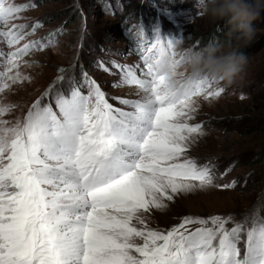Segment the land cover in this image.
Returning <instances> with one entry per match:
<instances>
[{
    "label": "snow or ice",
    "instance_id": "obj_1",
    "mask_svg": "<svg viewBox=\"0 0 264 264\" xmlns=\"http://www.w3.org/2000/svg\"><path fill=\"white\" fill-rule=\"evenodd\" d=\"M36 7L0 0V94L30 82L22 68L62 33L37 37L41 21L23 15ZM132 35L142 65L112 62L119 83L139 90L136 99L112 97L124 107L82 66L77 76L82 44L22 116L3 119L19 106L0 102V264H264V194L239 218L185 215L166 229L151 226L153 210L176 197L237 181L215 185L216 164L188 155L205 134L191 122L199 99L223 88L167 86L150 63L177 39L156 28L149 37L139 24Z\"/></svg>",
    "mask_w": 264,
    "mask_h": 264
},
{
    "label": "rangeland",
    "instance_id": "obj_2",
    "mask_svg": "<svg viewBox=\"0 0 264 264\" xmlns=\"http://www.w3.org/2000/svg\"><path fill=\"white\" fill-rule=\"evenodd\" d=\"M16 2L26 3L27 0ZM32 2L37 7L25 11L23 15L29 18V22L41 21L43 26L37 30V37L60 27L63 30L57 35L54 46L32 54L30 59L36 61L34 65L22 68L32 80L0 94V102L19 106L3 119L12 120L26 112L55 78L56 69L70 67L77 44H82L77 76L82 66L83 71L108 95L114 107H124L112 97L136 99L139 90L135 86L119 83L120 73L112 68V62L133 67L142 65L132 35L136 25H142L149 37L152 36V29L156 28L162 37L179 39L185 46L196 48L222 44L228 38L229 26L202 14L195 6V0ZM253 29V39L243 49L248 57L243 86L231 92L223 91L209 101L199 99L198 112L191 121L202 123L205 134L191 146L188 155L200 163L212 160L216 164L215 185L235 179V187L209 186L182 194L168 202V207L161 214L153 210L151 226L166 229L185 215L207 217L232 214L239 218L252 209L258 197L264 194V15L253 22ZM3 47L6 50V46ZM99 62H103L110 71L100 68ZM225 169L229 170L225 172ZM260 214L264 215V208L260 209Z\"/></svg>",
    "mask_w": 264,
    "mask_h": 264
},
{
    "label": "clouds",
    "instance_id": "obj_3",
    "mask_svg": "<svg viewBox=\"0 0 264 264\" xmlns=\"http://www.w3.org/2000/svg\"><path fill=\"white\" fill-rule=\"evenodd\" d=\"M200 12L229 26L222 44L199 48L179 39L166 52H159L150 70L169 87L181 82L208 81L231 92L243 86L248 57L243 50L253 39V22L264 15V0H195Z\"/></svg>",
    "mask_w": 264,
    "mask_h": 264
},
{
    "label": "bare ground",
    "instance_id": "obj_4",
    "mask_svg": "<svg viewBox=\"0 0 264 264\" xmlns=\"http://www.w3.org/2000/svg\"><path fill=\"white\" fill-rule=\"evenodd\" d=\"M199 193H200V191H199ZM186 194H189V193H186ZM184 195V194H183ZM195 195V194H194ZM200 195H201V193H200ZM199 198H200V196H199ZM159 211V214H161L164 210H158Z\"/></svg>",
    "mask_w": 264,
    "mask_h": 264
}]
</instances>
